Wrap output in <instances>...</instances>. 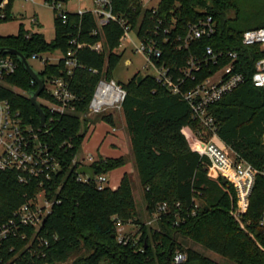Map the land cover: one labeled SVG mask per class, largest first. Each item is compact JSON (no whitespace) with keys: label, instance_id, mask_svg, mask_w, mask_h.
Here are the masks:
<instances>
[{"label":"trees","instance_id":"trees-1","mask_svg":"<svg viewBox=\"0 0 264 264\" xmlns=\"http://www.w3.org/2000/svg\"><path fill=\"white\" fill-rule=\"evenodd\" d=\"M252 1L159 0L153 13L152 9L143 8L139 0H114L113 10L132 29L137 28L139 36L154 38L152 32L159 26L160 65L182 67L190 57L211 48L214 53H221L215 70L230 63L228 52L236 54L235 70L242 74L243 82L210 106L209 112L220 144L230 150L234 159L243 160L263 172L264 90L252 83L255 64L263 55L256 46L241 45L244 31L264 27V8L252 14ZM13 2L9 0L3 11L5 18L0 19V23L13 19ZM207 16L216 26V33L211 38L193 41L187 49L180 51L162 41L165 29L173 26L171 38L184 36L189 24ZM255 20L259 21L252 23ZM54 21L52 41L47 42L42 34L20 28L14 36H0V50H15L28 61L33 56L64 54L73 48L70 41L75 39L78 43L88 44L101 41L104 51L96 54L88 47L76 51L80 67L69 79L70 91L75 96L71 103L73 111L52 116L38 102L46 115L39 141L46 143L60 162V170L53 176L54 188L60 186L55 196L60 202L52 206L41 229V235L49 241L46 256L35 258L31 263L175 264L174 256L180 252L186 256L180 264H220L187 247L189 241L228 264H264V230L259 226L264 211V176L256 175L247 211L236 220L231 214L236 200L233 188L229 183L224 184L221 177L208 176L209 162L200 155L204 142L196 139L201 127L193 119L189 106L151 75L141 79L133 77L119 85L126 93L121 114L148 218L156 214L160 205L166 206L165 213L154 221L156 228L140 220L131 177L127 173L122 175L115 189L108 185L98 190L93 182L77 181L78 166L72 162L79 153L89 125H93L95 119L110 127L116 125L113 114H102L94 120L86 115L98 82L112 80L113 70L121 60L116 49L122 30L110 23L103 28L101 35L93 36L95 20L90 14L81 19L69 14L65 23L55 16ZM8 56L16 64V70L4 78L0 98L7 100L12 110L20 114L23 124L38 129L41 127L39 115L29 101L37 86L31 84L18 59ZM65 72L60 60L56 64L45 63L38 74L46 81L65 77ZM206 74L204 70L202 77ZM39 98L48 99L45 93ZM95 158L91 168L96 175L109 174L126 165L122 156L103 158L97 154ZM31 193L32 190L19 184L15 176L2 174L0 219L10 217L13 210L25 201V195ZM117 222L136 229L125 232L126 244L117 241Z\"/></svg>","mask_w":264,"mask_h":264},{"label":"built area","instance_id":"built-area-1","mask_svg":"<svg viewBox=\"0 0 264 264\" xmlns=\"http://www.w3.org/2000/svg\"><path fill=\"white\" fill-rule=\"evenodd\" d=\"M18 1L26 4L36 3V0ZM90 1V7L77 12L61 10V4L57 1L46 3L50 4L49 6L63 23L67 21L69 14H74L80 19L85 14L92 15L95 20V29H93L92 35L96 37L101 35L103 28L110 23L118 25L122 30V37L116 49L117 52L124 46L125 41L132 42L130 34L132 32L135 34V38L139 42L137 51L142 53L146 59L147 64L144 69L150 68L153 72L151 76L158 83L189 106L193 119L201 127L196 139L204 142L200 155L207 158L209 162L208 176L221 177L232 186L236 200L231 214L236 220H239L247 211L256 175L264 176V171L259 172L249 163L234 159L230 150L220 144L214 119L209 112L210 106L230 94L243 82L242 74L235 70L236 54L228 52L227 57L230 63L215 70L214 68L219 66L221 53L216 54L211 48H207L197 56L190 57L182 67L160 65L158 60L162 51L157 43L159 26L152 32L154 38H149L146 35L139 36L137 28L132 29L128 22L114 13V0ZM139 2L143 8L147 9L144 0H139ZM8 3L9 0H1L0 19L5 18L3 11ZM151 9L153 13L156 12V7ZM31 24H37L36 18L31 19ZM171 29L173 26L163 31L162 41L169 43L178 51L187 49L193 41L211 38L216 33L215 22L209 16L189 24L184 36L169 37ZM70 42L73 48L60 54L61 57L56 62L58 63L60 60L63 62L66 76L43 81L42 93H45L48 99H41L42 104L52 116L73 111L71 103L75 96L70 91L69 79L74 70L80 67L75 57L76 51L83 47H88L96 54H101L104 51L101 41L88 44L78 43L72 39ZM241 45L244 47L256 46L258 52L263 55L255 64L252 83L255 87L264 90V27L244 31L241 36ZM31 60H38L43 66L45 63H49L47 59L42 58V55L33 56ZM127 64H130V61ZM15 70L16 64L13 59L8 55H0V86H5L4 78L13 74ZM204 70L207 74L202 77ZM31 84L36 85L33 80H31ZM125 94L124 89L118 83L113 80L101 79L88 104L86 117L92 120L90 118L92 116L113 114L114 110L121 111ZM44 126L34 129L23 124L20 114L12 110L7 100L0 98V176L4 173L11 174L15 176L19 184L26 185L32 190L31 194L25 195V201L13 210L10 217L0 219V264H22L24 262L33 264L31 263L33 259L46 256L45 250L49 247V241L41 235V229L45 219L51 213L52 206L60 202L55 198L60 186L54 188L53 183V176L60 170V162L50 152L48 145L39 141V133ZM88 128L86 134L93 130L94 125L90 124ZM115 131L116 129L112 127L111 132ZM95 160V156L88 153L83 160H77L75 157L72 164L77 165L78 169L91 167ZM77 181L93 182L98 190L109 185L108 174L96 175L95 173L92 180H89L87 175L77 174ZM165 210V204L160 205L151 221H156L160 214L165 213ZM259 226L264 230V211L260 216ZM124 231L125 227L117 222V241L126 244ZM185 260L186 256L183 253L177 252L174 256L175 264H180Z\"/></svg>","mask_w":264,"mask_h":264},{"label":"rangeland","instance_id":"rangeland-1","mask_svg":"<svg viewBox=\"0 0 264 264\" xmlns=\"http://www.w3.org/2000/svg\"><path fill=\"white\" fill-rule=\"evenodd\" d=\"M158 2L159 0H144V5L147 9H151L156 7ZM57 3L61 4V10L67 12H77L78 10H83L91 6L90 0H67V2L58 0ZM252 3V14L264 8V0H253ZM49 5L50 4H47L44 0H36L35 4H26L21 1L15 0L12 3L11 8V15L13 16V19L0 23V36H14L18 33L19 29L22 28L24 31H28L30 33L42 34L47 42L52 41L54 38V19L56 14ZM32 18H36L37 24H31ZM257 21L259 20H255L252 23H257ZM130 37L132 39V42L125 41L124 46L118 50V53L121 54V60L112 73V80L118 84H125L133 77L141 79L144 76L151 75L153 73L150 68L144 69L145 65L147 64L146 59L142 53H139L137 51L139 42L136 40L135 34L133 32L130 34ZM60 57V53H55L52 55H42V58L47 59L48 62L52 64L56 63ZM128 61H130V64H127ZM28 64L36 73H40L43 68L42 63L38 60L29 59ZM14 91L20 95H25V93H23L21 90L14 89ZM37 101L42 104L41 99L38 98ZM113 116L116 123L114 128L119 132V134L121 133L118 136V139H120V145L118 144L119 149L110 147L109 138L102 142V138L103 135H105L104 132H106V128L109 131L111 127L104 122L95 119L96 117L92 116L90 118L92 120L95 119L93 123L94 130H91L89 134H86L85 139L81 144L79 153L76 156V159L83 160L84 158H86L88 153L92 154L93 156H97V154H99L103 158H116L122 156L126 160V167L116 169L108 174V179L110 180L109 186L112 189L117 188L123 171H127L126 173L129 177H131L133 197L140 220L147 223V225L156 228L155 223L151 221L152 218H148L143 189L139 184L138 176L135 170L134 160L129 144V138L125 130L121 111L114 110ZM234 207L235 206H232L231 212ZM130 231H136L134 226L128 225L125 227L124 232ZM186 245L187 247L198 251L202 255L215 262H218L220 264H228V262L224 259L220 258L210 251L204 250L199 245H196L189 241L186 242Z\"/></svg>","mask_w":264,"mask_h":264},{"label":"water","instance_id":"water-1","mask_svg":"<svg viewBox=\"0 0 264 264\" xmlns=\"http://www.w3.org/2000/svg\"><path fill=\"white\" fill-rule=\"evenodd\" d=\"M8 54L15 56L18 59V62L20 63L21 67L23 70L28 74L31 80H33L37 86L36 91L30 94L29 101L32 107L36 110V112L39 115V121H40V126H44L45 120H46V115L44 113L43 108L41 105L38 103V98L40 94L43 91V80L40 78L39 74L36 73L31 66L28 64L27 60L17 51L15 50H0V54ZM77 174L79 175H87L89 177V180H92L95 174V171L91 167H81L77 170ZM222 182L224 184L227 183L225 179H222Z\"/></svg>","mask_w":264,"mask_h":264},{"label":"crops","instance_id":"crops-1","mask_svg":"<svg viewBox=\"0 0 264 264\" xmlns=\"http://www.w3.org/2000/svg\"><path fill=\"white\" fill-rule=\"evenodd\" d=\"M112 128V127H111ZM106 132H104L105 133V135H103V138H102V142L104 141V140H106L107 138H109V143H110V147H112V148H115V149H119L118 148V144H119V141H120V139H118V136L121 134H119V132L116 130L114 133H112L111 132V129L108 131L107 130V128H106V130H105ZM120 145V144H119ZM117 158V157H116ZM126 166H124V168H125ZM127 171H123V174L124 173H126ZM122 174V175H123ZM122 175H121V177H122ZM109 182H110V180H109Z\"/></svg>","mask_w":264,"mask_h":264}]
</instances>
